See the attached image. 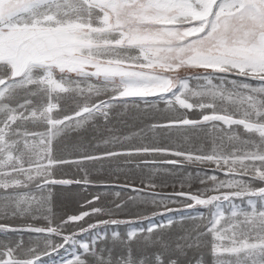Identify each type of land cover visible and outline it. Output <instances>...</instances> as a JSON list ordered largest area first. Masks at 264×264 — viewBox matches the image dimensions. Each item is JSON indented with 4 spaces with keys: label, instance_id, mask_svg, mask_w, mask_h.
<instances>
[{
    "label": "snow or ice",
    "instance_id": "snow-or-ice-1",
    "mask_svg": "<svg viewBox=\"0 0 264 264\" xmlns=\"http://www.w3.org/2000/svg\"><path fill=\"white\" fill-rule=\"evenodd\" d=\"M181 71L192 74L181 77ZM66 98L73 109L62 106ZM159 103L170 115L147 130L121 136L108 128V136L88 144L103 151L74 144L78 155L55 154L57 140L97 129L100 120L107 125L114 109L139 110L143 104L147 111ZM240 128L248 135L242 137ZM157 129L167 130L168 140L173 131L197 138L202 133L211 149L173 147L157 139ZM133 137L140 142L130 143ZM121 156L125 164L140 156L144 165L215 168L196 172L203 187L194 193L152 192L110 206L97 205V194L82 205L92 207L57 220L50 186L96 185L90 176L97 169L86 165L100 162L102 170L104 161ZM65 165L83 175L57 177ZM142 183L119 187L138 194L157 187L151 179ZM177 197L189 201L186 208L208 209L203 229L166 235L174 219L155 222L176 210L169 205L180 204ZM244 198L248 209L233 202ZM129 202L136 212L121 218L132 213ZM94 216L108 218L92 221ZM0 219L27 221L0 223V264H44L42 256L65 245L80 251L63 264H181L189 250L202 248L209 249L213 264H264V0H0ZM39 220L46 223H33ZM70 225L76 227L67 232ZM109 225L126 254L97 247L107 239L101 226ZM121 225L129 226L126 238L115 230ZM8 233L35 235L26 245L9 240ZM86 233L88 239L77 238ZM134 243L139 255L131 251ZM187 264H203V257Z\"/></svg>",
    "mask_w": 264,
    "mask_h": 264
},
{
    "label": "rangeland",
    "instance_id": "rangeland-1",
    "mask_svg": "<svg viewBox=\"0 0 264 264\" xmlns=\"http://www.w3.org/2000/svg\"><path fill=\"white\" fill-rule=\"evenodd\" d=\"M179 75L181 77L185 76V73L180 72ZM191 75V74H190ZM218 83V81H216ZM253 85L257 84V81H250ZM192 87H195L197 84V81L192 80L190 82ZM62 106L73 109L75 107V104L71 100V98H66L64 101L61 102ZM143 105V104H142ZM157 110L159 111L156 114H152L149 116V124L157 121H161L165 119L170 113H167L164 111L165 105L163 103L156 104ZM188 115L196 119L199 117V112H191L188 113ZM147 121L142 125L143 129H147V126L149 125ZM158 133L160 129H157ZM156 131V130H155ZM240 135L242 137L247 136L248 134L244 132L242 128L239 129ZM200 138H197V136H194L192 133L188 132H175L173 131V134H171V139L168 140L167 138L165 141H162V137L159 133V137L157 139L160 142L163 143H170L173 147L176 145H180L185 150H195L199 147H204L206 150L211 149V143L210 142H204L202 143L203 134H197ZM135 156L133 158L134 163H132V167L128 168H120V167H108L105 168L103 171L104 176L101 177L106 181V184L108 185V188L105 189L103 186L100 185V183H97L96 185H52L51 188V198H52V207L53 211L56 214L57 220L60 218H66L68 215L72 214H78L80 211L87 210V208L92 207V205H86L85 207H82V205L85 204V201L92 199L94 195L100 194L101 198L99 201L96 202L97 205L100 206H110L112 201L114 200H128L129 196H148L152 192H155L160 195L173 193V192H196L197 189L203 187L200 183V177H197L195 174L198 170L207 171L209 174L212 173L213 169L215 168L214 164H198V163H188L184 162L182 164L177 165H159V164H149L144 165L139 163L142 157ZM158 159L160 157H157ZM170 159H179L176 157H167ZM124 159L119 161H113L108 163H124ZM136 165V166H135ZM121 166V165H120ZM65 168V167H63ZM109 168H111V172L109 171ZM171 169H175V171H168ZM72 172H77L75 169L71 170ZM80 172H77V175H67L69 177H79L82 176L83 173L80 175L78 174ZM191 174V175H190ZM221 179L224 178L223 172H217L216 173ZM57 177L63 176L64 171H57L56 173ZM90 179H93L92 176H90ZM148 179H151L154 181V183L157 185L154 189H146L143 193H136L131 190V188H120V185L130 184L135 188H143L144 184L142 181H147ZM247 179V177H245ZM118 181V182H117ZM184 184V187L181 188V184ZM257 185L259 182H255ZM120 191L121 196L119 198L115 197L114 192ZM176 199L180 200V204H174L169 205V207H172L176 209L175 211L171 213H165L164 215H158L155 217L156 223L164 222L166 224L167 220L169 218L174 219V223L171 225L170 228H166L164 230L165 234L168 235H177L183 233L185 230H191L196 227H199L200 229H203V226L207 224L208 217H209V211L207 208L201 207V206H195L193 208H186L184 207V204L189 203V201L185 200L183 197H177ZM238 207H242L244 209H248L247 204V198L241 199H234L233 201ZM137 204H140V201L136 202ZM259 206V205H258ZM129 207L132 209V213H124L122 214L121 218H128L132 214L136 212V205H134L132 202H129ZM152 205L149 202L148 205V211L152 210ZM230 205L228 202H224V211L226 214H229ZM162 210V209H161ZM203 214V215H201ZM107 216H94L92 217V221H95L96 219H107ZM88 219V218H86ZM40 221V220H39ZM35 221L33 223L37 225H44L46 222L41 220V222ZM27 221L21 220V219H14L11 221V219H0V223L4 224H11V225H22L26 223ZM148 223V221H144L143 225L145 226ZM76 226L70 225L67 227L66 231L71 232L75 229ZM115 226H101L100 231L105 232L107 235V239L104 241L98 242L97 247L98 248H110L113 249L114 254L119 256L121 254H126L128 249L125 248L123 245L119 243V241H113L112 238V231ZM129 226L127 225H121L119 228H116L115 230L118 231L122 238H126V232L128 230ZM14 234H26V233H14ZM4 234L0 233V236ZM90 234H82L78 236V239H88ZM18 236V235H16ZM15 238V239H14ZM12 239L13 242H15L18 239H23L24 243L27 245L30 241L29 238H23L20 237H14ZM59 242L62 243V241L59 240V238H55ZM207 239H210L207 238ZM43 247V245H41ZM72 251H80L77 247L76 249H72L70 245H65L62 248L57 249L56 251H49L48 255L42 256V260L44 261V264H63V261L67 258H70V253ZM131 251L134 255H139L142 251L139 244H133ZM196 257H203V264H213L212 256L210 255L208 248H202L199 251L196 250H189L187 257H181V264H187L188 260H193Z\"/></svg>",
    "mask_w": 264,
    "mask_h": 264
},
{
    "label": "crops",
    "instance_id": "crops-1",
    "mask_svg": "<svg viewBox=\"0 0 264 264\" xmlns=\"http://www.w3.org/2000/svg\"><path fill=\"white\" fill-rule=\"evenodd\" d=\"M145 105H141L140 109L138 110L134 106H129V108L124 109V108H117L114 109L112 112V116L110 117V120L107 125H105V122L103 120H100L97 122L98 128L93 129L92 127H89L87 131H81L80 133H71L68 137L59 139L56 141L55 144V154L58 157L61 156H75L78 155V153L74 152L72 150V146L74 144H83L85 148H88L89 143H95L96 139H99L101 136H108L109 132L107 131L108 128H111L115 131L116 134L118 135H128L134 132L139 131L142 128V125L147 121L149 124V116L152 114H156L159 111L157 110V105H153L151 108H149L147 111H145ZM150 125V124H149ZM147 130V129H146ZM167 130L160 129L159 133L162 137V141H165L166 137L164 136V133ZM157 137H159L158 130H156ZM173 134V132L171 133ZM147 136L151 138L153 136V133L151 131L147 132ZM139 139L136 137H133L132 141L130 143H139ZM147 142V141H145ZM104 148L101 146L98 149H93V148H88V151H103ZM135 158L132 157V159ZM126 160L127 157H118V158H113L111 162L113 161H119V160ZM140 159V157H139ZM109 161H104L103 162V169H100V162H91L88 163L86 166H88L90 169L95 168L97 169L96 171H93L91 176L93 177V181H96L97 183L99 182H106L103 177L105 174L103 171L105 168L108 167H120V168H128L132 167L131 164H125V163H108ZM121 165V166H120ZM123 166V167H122ZM136 166V165H135ZM64 174L67 175H77V172H72V169H75L72 166L65 165ZM79 175L81 173H78ZM118 182V181H117ZM14 219H11V221ZM41 222V220L39 221ZM18 235V236H16ZM30 235H35V234H14V233H8L7 238L12 241L14 237H20L22 236L23 238H29ZM4 235L0 236V239H4ZM15 239V238H14ZM43 248V247H42Z\"/></svg>",
    "mask_w": 264,
    "mask_h": 264
},
{
    "label": "trees",
    "instance_id": "trees-1",
    "mask_svg": "<svg viewBox=\"0 0 264 264\" xmlns=\"http://www.w3.org/2000/svg\"><path fill=\"white\" fill-rule=\"evenodd\" d=\"M193 71H195V70H193ZM181 72L185 73V75H190V74H192L191 72H186V71H181Z\"/></svg>",
    "mask_w": 264,
    "mask_h": 264
}]
</instances>
